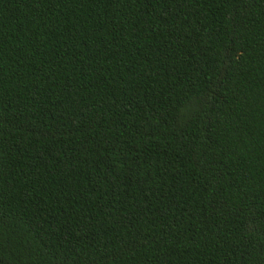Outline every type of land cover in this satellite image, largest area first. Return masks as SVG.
I'll list each match as a JSON object with an SVG mask.
<instances>
[{
	"label": "trees",
	"instance_id": "16d2710c",
	"mask_svg": "<svg viewBox=\"0 0 264 264\" xmlns=\"http://www.w3.org/2000/svg\"><path fill=\"white\" fill-rule=\"evenodd\" d=\"M0 264H264V0H0Z\"/></svg>",
	"mask_w": 264,
	"mask_h": 264
}]
</instances>
